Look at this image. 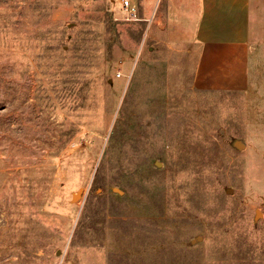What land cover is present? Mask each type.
<instances>
[{"label":"rangeland","instance_id":"1","mask_svg":"<svg viewBox=\"0 0 264 264\" xmlns=\"http://www.w3.org/2000/svg\"><path fill=\"white\" fill-rule=\"evenodd\" d=\"M126 17L0 0V264H264V99L194 87Z\"/></svg>","mask_w":264,"mask_h":264},{"label":"crops","instance_id":"2","mask_svg":"<svg viewBox=\"0 0 264 264\" xmlns=\"http://www.w3.org/2000/svg\"><path fill=\"white\" fill-rule=\"evenodd\" d=\"M132 2L139 52L177 58L200 90L264 99V0Z\"/></svg>","mask_w":264,"mask_h":264},{"label":"built area","instance_id":"3","mask_svg":"<svg viewBox=\"0 0 264 264\" xmlns=\"http://www.w3.org/2000/svg\"><path fill=\"white\" fill-rule=\"evenodd\" d=\"M123 9L127 13L126 21H137L138 18V9L133 4L132 0H120ZM9 217L7 216V212L0 207V238L3 237L8 228H9Z\"/></svg>","mask_w":264,"mask_h":264},{"label":"water","instance_id":"4","mask_svg":"<svg viewBox=\"0 0 264 264\" xmlns=\"http://www.w3.org/2000/svg\"><path fill=\"white\" fill-rule=\"evenodd\" d=\"M237 145H238V147H242V144H241V143H237ZM157 165H158V167L161 166L160 163H158ZM115 191H116L117 193L121 194V195L123 194V192H122L121 190H119V189H115ZM81 192H82V191H80V192L78 193V195L75 196V199H77V198L79 197V194H80Z\"/></svg>","mask_w":264,"mask_h":264}]
</instances>
